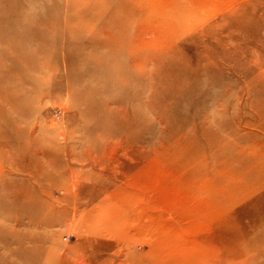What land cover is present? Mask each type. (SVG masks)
<instances>
[{"label":"rangeland","instance_id":"rangeland-1","mask_svg":"<svg viewBox=\"0 0 264 264\" xmlns=\"http://www.w3.org/2000/svg\"><path fill=\"white\" fill-rule=\"evenodd\" d=\"M6 5L20 37L0 41V95L13 96L16 126L41 128L0 158V254L264 264V0ZM237 161L262 169L231 176L240 190L260 185L248 200L215 186ZM28 229L36 239L23 242Z\"/></svg>","mask_w":264,"mask_h":264},{"label":"bare ground","instance_id":"bare-ground-1","mask_svg":"<svg viewBox=\"0 0 264 264\" xmlns=\"http://www.w3.org/2000/svg\"><path fill=\"white\" fill-rule=\"evenodd\" d=\"M66 1V0H65ZM69 2V1H68ZM91 5L88 4V10L90 12L91 10V7H89ZM9 9V6H1L0 7V41L1 42H6L8 40H11V39H14L15 37H20V34H18V32H13V30L10 29V24L12 21H9L8 19L5 18V16L9 13V11H6L7 9ZM65 12V11H64ZM86 13L85 12H82V15L84 17ZM88 15H90L89 13H87ZM77 16H80V14H77ZM65 18V17H64ZM68 18V17H67ZM70 18V17H69ZM86 18V17H85ZM87 19L91 20L92 17H88ZM64 20V19H63ZM69 20V19H68ZM87 20V21H89ZM67 23H69L67 21ZM88 23V22H87ZM69 25V24H68ZM74 25V24H72ZM71 26V25H70ZM80 30V29H79ZM81 30H83L81 28ZM84 31V30H83ZM78 32V31H77ZM106 37L112 35V31L109 30L107 27L104 26V28H102V31H101ZM82 33V32H80ZM139 36V35H137ZM15 50H11V52H14ZM2 54V53H0ZM21 55V54H19ZM12 56V54H11ZM18 56V55H17ZM22 56V55H21ZM31 56V55H30ZM38 56V55H37ZM6 58V57H5ZM20 59H23L20 57ZM27 59L26 57L24 58V62H26ZM36 60V59H35ZM33 61V60H32ZM4 62V61H3ZM35 63H37V61H35ZM43 63V61H42ZM40 64V63H39ZM16 66V65H15ZM25 66H28L27 64ZM48 67V63L45 64V65H42L40 66V68L42 69H50V68H46ZM22 68V67H20ZM10 70V68H5V65H4V68H0V73H1V70ZM51 70V69H50ZM14 71V70H13ZM12 72V71H11ZM13 73V72H12ZM28 74V73H27ZM17 75V74H16ZM28 78L27 76H24L22 80ZM33 78V77H31ZM30 79V78H29ZM28 79V80H29ZM3 80L2 76H0V84H1V81ZM27 80V79H26ZM45 87H42V89H49V85H45ZM22 88V87H21ZM41 89H36V88H33V92L34 94H36L35 96H37V92H40ZM21 95V94H20ZM13 98V96L11 95L10 98H3L1 97L0 95V135H3L4 137L3 138H0V158H2V153H6V152H9L10 150H12L14 148V146L16 145H22L21 143L20 144H17L18 141L22 140L23 137H27L29 135V133H34L36 130H40V125H35V127H32L30 126V123H26L25 126H23V128H20V126H16L15 124H17L19 121H17V117H12V115L9 114L8 112V109H7V106L11 104V99ZM16 98V96H15ZM18 99V98H17ZM14 100V99H12ZM18 100H22V99H18ZM14 102V101H13ZM12 102V103H13ZM18 103V102H17ZM34 103V102H33ZM20 104V103H19ZM22 104H25V103H21ZM12 105V104H11ZM13 105H16L13 104ZM20 105V106H21ZM17 106V105H16ZM20 106H17V107H20ZM14 106H12L13 108ZM15 109V108H14ZM20 112H21V108H19ZM16 110V109H15ZM18 110V108H17ZM32 110V109H31ZM32 112V111H31ZM111 112L112 114V111H109ZM14 115V114H13ZM20 115V114H19ZM35 116V115H34ZM31 120V118L29 119ZM34 124V123H33ZM37 126V128H36ZM9 128H12V129H15L17 130V132H21L22 131V134H21V137L20 135H16L15 137H11L10 136H7V132L9 130ZM38 140H32L30 143L32 144H36ZM256 141V140H255ZM228 142V141H227ZM16 143V144H15ZM259 144V143H257ZM264 144V143H263ZM263 144H259V150H257L256 152L259 153V154H263L264 152H259L261 150L264 151V145ZM23 160V159H22ZM240 167L242 168L240 171L238 172H241V171H247L249 173H252L253 172V176H256L258 175V172L261 171L262 169H260L258 167V165L253 168V167H244V165L240 164V162H235L234 165L230 166L229 168L227 169H224L223 172L217 177L218 180L214 181L216 182L215 183V186L223 191V192H226L228 194H231L233 195L234 197H236L237 199L239 200H248L249 198V195L252 191H254L255 189L257 188H260V185H249L247 189L245 190H240L239 189V185L235 184L233 181H232V178L231 176H234L237 172V168ZM264 185V183L262 184V186ZM39 207V209H42L45 207V205L43 204H39L37 205ZM25 215V213L21 216V218ZM21 218H15L16 221H20ZM55 216H50L48 218H43V219H36L35 217H30V222L33 223V225H41V224H46V225H50L51 223H53V221L55 220L54 219ZM109 226H107L108 228ZM34 230L36 228H33ZM36 231V230H35ZM35 231L33 230H30L28 229V231H25L24 234H22L21 236L25 238V240H22L23 242H30V241H34L36 239V236H35ZM22 239V238H21ZM1 246V245H0ZM2 246L4 248H7L9 249V239L7 238V236H5V238L3 239V244ZM55 249H54V246L52 247H49L47 248L46 250H41L39 249L38 252L35 251L36 255H34L32 257V260H28L27 258L25 259L24 262L20 263V261L18 259H21L22 257V253L23 252H20V251H17V250H14L13 253V257L14 258H11L9 256V254H0V264H40L41 261H43L42 264H65V260L64 257L62 255V257L60 258L58 254H56L55 252ZM38 253V255H37ZM23 260V259H21ZM19 261V262H18Z\"/></svg>","mask_w":264,"mask_h":264}]
</instances>
